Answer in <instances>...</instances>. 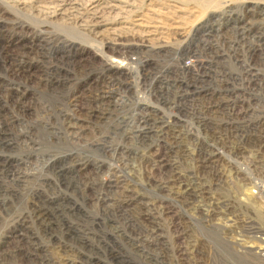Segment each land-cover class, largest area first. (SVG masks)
Here are the masks:
<instances>
[{"label":"rangeland","instance_id":"rangeland-1","mask_svg":"<svg viewBox=\"0 0 264 264\" xmlns=\"http://www.w3.org/2000/svg\"><path fill=\"white\" fill-rule=\"evenodd\" d=\"M199 24L258 130L126 132L121 64ZM263 117L264 0H0V264H264Z\"/></svg>","mask_w":264,"mask_h":264},{"label":"built area","instance_id":"built-area-1","mask_svg":"<svg viewBox=\"0 0 264 264\" xmlns=\"http://www.w3.org/2000/svg\"><path fill=\"white\" fill-rule=\"evenodd\" d=\"M209 30L207 24H199L185 34L180 32L183 41L177 50L173 49L171 59L163 53V57L157 56L155 61L128 54L121 64L126 65L121 95L114 98L119 107L132 110L124 120L126 132H136L143 137L155 135L159 141L203 142L233 140L238 137L234 135L258 130L255 126L259 125V116L253 107L255 92L250 91L248 84L243 89L235 88L237 75L227 69L225 61L211 58L206 40ZM136 59L143 61L131 79L126 68ZM245 97H248L247 104H252L235 112ZM211 109H226L229 111L226 116L234 121L208 119ZM136 114L140 116L139 121H135ZM133 124L136 127L130 128ZM257 186L264 188L260 184Z\"/></svg>","mask_w":264,"mask_h":264},{"label":"bare ground","instance_id":"bare-ground-1","mask_svg":"<svg viewBox=\"0 0 264 264\" xmlns=\"http://www.w3.org/2000/svg\"><path fill=\"white\" fill-rule=\"evenodd\" d=\"M191 27H193V26H190L189 28H191ZM188 27H183L182 29H180V31H181V33H187L188 32V29H187ZM260 28V27H259ZM162 34V33H161ZM178 36H180L179 34H177ZM162 36V35H161ZM188 47H189V45H187ZM172 51H173V47H169V46H167V47H165L164 49H162L161 48V50H159L158 51V57L159 56H161V53H163L162 55H166V56H168L170 59H171V56H172ZM161 57H163V56H161ZM144 59H147V60H151V61H155V59H148L147 57H143ZM173 58V57H172ZM161 59H163L164 60V58H161ZM143 60L142 59H136L135 61H131V63L128 65V68H126L128 71H129V75H130V78L132 79V75L133 74H135L137 71V69L138 68H140V65H141V62H142ZM110 63V65H109V69L111 70V72H114L115 73V70H117L118 71V64H117V62H119V61H109ZM120 63V62H119ZM156 63V62H155ZM132 67H131V66ZM120 69V68H119ZM109 79H110V77H108ZM102 100H104V101H106L107 99L105 98V97H102ZM157 140V139H156ZM158 143H162V142H166V141H157ZM170 142H172V141H170ZM174 142H185V141H181V140H179V141H174ZM194 142V141H193ZM161 162V161H160ZM195 189H198V188H196V186L195 185H192ZM188 190H190V189H188ZM198 190H200V189H198ZM202 191V190H201ZM186 192V191H185ZM189 192V191H188ZM192 192V191H191ZM190 193V192H189Z\"/></svg>","mask_w":264,"mask_h":264}]
</instances>
